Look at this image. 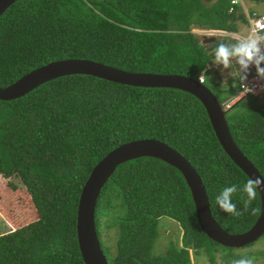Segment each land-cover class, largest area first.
Returning a JSON list of instances; mask_svg holds the SVG:
<instances>
[{"label": "trees", "instance_id": "16d2710c", "mask_svg": "<svg viewBox=\"0 0 264 264\" xmlns=\"http://www.w3.org/2000/svg\"><path fill=\"white\" fill-rule=\"evenodd\" d=\"M239 7L230 0H17L0 16V88L68 59L130 73L206 77L218 41L203 45L192 28L235 33L238 21L246 23ZM203 84L208 87L205 79ZM217 87L220 103L237 93ZM246 97L225 118L234 143L264 176V110L253 96L242 107ZM146 139L163 142L190 163L225 232L242 234L254 225L259 215L243 212L241 192L233 195L241 216L215 203L225 186H242L248 177L220 147L197 99L174 89L65 76L0 101V178L9 179V171L20 182L0 188V210L17 213L28 204L36 214L35 221L0 236V264H84L76 236L81 189L109 152ZM257 206L259 196L251 205ZM162 218L178 224L180 247L171 241L155 255ZM95 226L108 264H191L190 250L196 256L204 251L216 264L220 246L199 229L183 177L158 159L143 157L116 168L97 200ZM110 230L113 242H103ZM257 254L264 258V252Z\"/></svg>", "mask_w": 264, "mask_h": 264}, {"label": "water", "instance_id": "95a60500", "mask_svg": "<svg viewBox=\"0 0 264 264\" xmlns=\"http://www.w3.org/2000/svg\"><path fill=\"white\" fill-rule=\"evenodd\" d=\"M16 1L0 0V16ZM214 41V37H204L203 43L210 44ZM73 75L91 76L131 87L174 89L190 94L203 106L215 138L226 156L248 178L260 176L232 139L225 118L227 112L224 109L225 103H220L208 87L194 78L130 73L89 60L68 59L39 67L11 85L0 88V101L15 100L49 81ZM143 157L158 159L181 174L191 195L199 229L212 242L225 248L240 249L253 244L264 235V212L259 214L247 232L242 234L225 232L214 220L204 184L190 163L163 142L153 139L136 140L120 145L103 157L91 170L81 189L76 214V236L84 264H108L100 248L95 226V208L101 189L118 166ZM258 196L260 208L264 210V188Z\"/></svg>", "mask_w": 264, "mask_h": 264}, {"label": "rangeland", "instance_id": "374dc122", "mask_svg": "<svg viewBox=\"0 0 264 264\" xmlns=\"http://www.w3.org/2000/svg\"><path fill=\"white\" fill-rule=\"evenodd\" d=\"M239 8H240L239 12L241 13L242 11V13L244 14L246 11L248 12L255 11L256 13L264 14V1H255V2L250 1L249 2L248 0L245 3H243V5L240 6ZM236 25H237V31L235 33L219 32V33L209 34L206 32H201L195 28H192V32L197 36V38L200 40V43L203 45H209V44L203 43L204 37H215L214 42L219 41L224 38L229 39L230 42H235L233 38L235 34H239L241 36H247L248 34L247 24L238 21ZM207 69H208V72L206 74L205 80H206L207 86L212 90V92L219 95L220 91H218V87H217L219 86L221 88H227V89L234 90L237 92L236 94L239 93L238 84L239 82H241V79H240V73L238 70V66L236 64H232L228 68H223L222 65L218 66L214 64V60H212L211 64L208 66ZM255 70H256L255 66H252L249 69L248 77ZM238 98H233L227 101L224 108L231 107L232 105H234L235 104L234 102ZM255 98H256L255 105L262 107V109L264 110V90H262ZM250 102H252L251 95L247 96L244 99L243 104L241 106L245 107ZM7 176L9 177V179H6L7 181L3 177L0 178V188L1 189L6 188L9 190L8 185L11 184L12 187H15L17 180L19 182V179L16 180V176L9 171L7 172ZM19 183L18 185L20 186ZM13 195H14V190L11 195L12 200H13ZM26 199H27V202H29V198L26 197ZM13 205H14V200H13ZM24 207L25 208L23 210L17 213L11 210V213L5 214L4 212L0 210V236L8 232H11L15 229H18L20 227H23L36 220V214L34 210L31 208L32 205L29 206L27 204V205H24ZM25 211H27L28 213V216L26 218L18 216V215L22 216ZM158 231H159V236L156 239L155 245L153 248V253L155 255L163 253L171 241L174 243H178V246L180 247L181 230L175 221L168 219V218H162L158 223ZM110 235L114 236L115 238L114 232L110 230V231H106L105 238L102 237V241L103 242L106 241L110 243L113 242V240H111ZM220 247L216 249V252H217L215 256L216 264H218V257H219L220 264H232V261L234 258L238 259L240 255H244V254H247V255L251 254V256L253 255L255 257L256 264H264V258L258 256L257 254V253L264 252V235L260 239H258L256 242H254L253 244L247 245L240 249H233L231 251H227L226 249H222L224 247L222 248ZM189 255H190L191 264H210L208 255L204 251L200 252L198 256H196L194 254V251L190 250Z\"/></svg>", "mask_w": 264, "mask_h": 264}, {"label": "clouds", "instance_id": "9594fccd", "mask_svg": "<svg viewBox=\"0 0 264 264\" xmlns=\"http://www.w3.org/2000/svg\"><path fill=\"white\" fill-rule=\"evenodd\" d=\"M233 38L235 42H216V47L213 53L214 64L218 66L222 65L223 68H228L230 65L236 64L238 66L241 81H247L249 69L252 66H255L257 77L264 80V36L257 35L255 30H253V33L247 36L235 34ZM206 70L208 71V69ZM203 79H205V74L204 72H201L198 80L202 82ZM237 95L238 94L231 97L229 100L237 98ZM240 99L241 97H239L234 103ZM226 102H224V106L226 105ZM229 108L230 107L224 109L227 110ZM262 188H264V176L260 175L255 178L249 177L242 186L238 187L234 184L225 186L216 195L215 203L222 212L233 216H241L243 215V212L249 211L253 216L259 215L262 214L264 210L258 206L251 207V205L257 200L258 194L261 195ZM237 191L242 193L241 199L244 204L243 212L239 211L236 204L233 202V195L237 193ZM218 264H220L219 257ZM232 264H256V261L254 256L244 254L240 255L238 259H234Z\"/></svg>", "mask_w": 264, "mask_h": 264}, {"label": "built area", "instance_id": "2783aa9c", "mask_svg": "<svg viewBox=\"0 0 264 264\" xmlns=\"http://www.w3.org/2000/svg\"><path fill=\"white\" fill-rule=\"evenodd\" d=\"M248 0H230L231 5L242 6ZM246 24L248 26V34H252L255 30L257 35L264 36V14L256 13L255 11H246ZM198 80V78H197ZM199 83L203 84L198 80ZM262 90H264V80L257 77L256 70L247 78V81L239 82L238 97L242 96H257Z\"/></svg>", "mask_w": 264, "mask_h": 264}]
</instances>
